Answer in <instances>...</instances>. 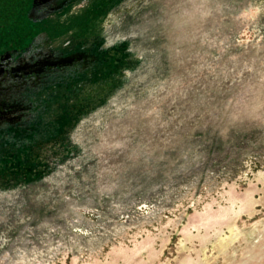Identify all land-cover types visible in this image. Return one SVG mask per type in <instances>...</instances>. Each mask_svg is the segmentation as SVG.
<instances>
[{
	"label": "rangeland",
	"instance_id": "obj_1",
	"mask_svg": "<svg viewBox=\"0 0 264 264\" xmlns=\"http://www.w3.org/2000/svg\"><path fill=\"white\" fill-rule=\"evenodd\" d=\"M29 11L0 55V264H264V0Z\"/></svg>",
	"mask_w": 264,
	"mask_h": 264
},
{
	"label": "trees",
	"instance_id": "obj_2",
	"mask_svg": "<svg viewBox=\"0 0 264 264\" xmlns=\"http://www.w3.org/2000/svg\"><path fill=\"white\" fill-rule=\"evenodd\" d=\"M32 5H33V0H28V6L26 7V10L21 17L22 20H19L18 22L16 21L17 30L13 32L10 30L9 33H2V31H0V54L4 52L13 53L15 51H17L18 54H20L23 50H25L28 47L30 42L41 31V29L38 28L39 21H34L28 16V12H30L29 10ZM21 11L22 9L20 10V12ZM16 18H20V16ZM42 31L46 33L49 32L46 26L43 27Z\"/></svg>",
	"mask_w": 264,
	"mask_h": 264
},
{
	"label": "flooded vegetation",
	"instance_id": "obj_3",
	"mask_svg": "<svg viewBox=\"0 0 264 264\" xmlns=\"http://www.w3.org/2000/svg\"><path fill=\"white\" fill-rule=\"evenodd\" d=\"M34 3H35V0L33 2V6H34ZM11 57L9 58L10 60L13 59V58H17V56L15 55V52H7ZM6 54V53H5ZM1 56L3 55V53L0 54ZM20 55V54H18Z\"/></svg>",
	"mask_w": 264,
	"mask_h": 264
}]
</instances>
